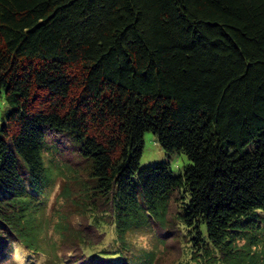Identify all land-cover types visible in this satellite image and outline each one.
<instances>
[{"label":"trees","instance_id":"1","mask_svg":"<svg viewBox=\"0 0 264 264\" xmlns=\"http://www.w3.org/2000/svg\"><path fill=\"white\" fill-rule=\"evenodd\" d=\"M2 94L0 263L264 264V0H0Z\"/></svg>","mask_w":264,"mask_h":264},{"label":"rangeland","instance_id":"2","mask_svg":"<svg viewBox=\"0 0 264 264\" xmlns=\"http://www.w3.org/2000/svg\"><path fill=\"white\" fill-rule=\"evenodd\" d=\"M3 103H4V99L2 94L0 96V112L3 108L4 105ZM154 136L155 135L151 132H146L145 135L143 136L144 146L143 149H141L142 154L139 163L142 166H145L148 164L157 163L161 161H168L170 168L172 169V172L175 174L179 173L182 170L183 166L189 163L188 157L183 153L172 154L169 156L167 153H165V151L162 149L159 142L157 141L156 137ZM47 213H50V210H48ZM77 219L78 217H75L74 223L76 224L77 227H81V222L79 221L80 224H78ZM49 223L51 224L52 221ZM49 228L51 227L45 225L43 227V230H41L42 238H43L42 240L47 255L36 257V256H32L31 254L30 255L27 254L25 256V253H23V255L20 256L17 252L13 257L14 259L11 258L8 261H4L0 264H79L80 262L74 261L76 255L79 254V247H74L73 249H69L70 251L67 252L66 250L68 248L66 247L67 245L56 241L57 236L56 237L55 235L50 236L48 234L50 233V231H48ZM53 238L54 240H52ZM150 238L151 236L146 237L138 234L133 236L131 240L134 242L133 244L135 246H138L139 249L141 248L148 250L153 248V241ZM108 240H109V236L107 239L103 240L104 244L109 243ZM50 242L56 245L54 251H52L50 248V244H52ZM173 243L174 241H168L167 245L170 247L176 246V245H172ZM158 250L160 251L158 252L159 255L157 254L158 261L155 262L154 264H180L181 260L184 261L182 258H180V260L177 259L173 260L170 252L165 251V249H163L162 247H159ZM54 254H56L57 257H54L53 256Z\"/></svg>","mask_w":264,"mask_h":264}]
</instances>
